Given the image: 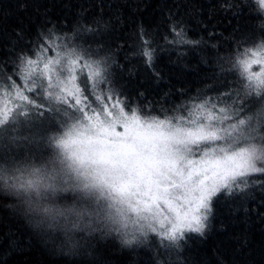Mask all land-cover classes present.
Returning <instances> with one entry per match:
<instances>
[{
	"label": "snow or ice",
	"instance_id": "obj_1",
	"mask_svg": "<svg viewBox=\"0 0 264 264\" xmlns=\"http://www.w3.org/2000/svg\"><path fill=\"white\" fill-rule=\"evenodd\" d=\"M129 6L135 18L121 11L105 20V7ZM95 7L84 24L48 16L0 45L4 147L47 157L0 163V200H22L50 221L75 217L77 231L103 215L105 239L149 264H197L191 245L227 231L225 220L264 227V0H214L213 13L249 23L210 48L202 34L220 35L198 0H167L152 23L146 0ZM202 52L208 58L189 68ZM165 53L194 79L166 77ZM141 66L154 91L130 88Z\"/></svg>",
	"mask_w": 264,
	"mask_h": 264
},
{
	"label": "trees",
	"instance_id": "obj_2",
	"mask_svg": "<svg viewBox=\"0 0 264 264\" xmlns=\"http://www.w3.org/2000/svg\"><path fill=\"white\" fill-rule=\"evenodd\" d=\"M19 2L20 0H0V45L5 42L13 43L14 33L19 30V26L25 29L29 26L39 27L43 18L48 16L60 17L62 24L64 21H71L72 26L77 23L84 24V20L80 18L98 13L100 10L95 6L101 0H27L26 9L18 7ZM124 2L125 0H104L106 5H122ZM168 2L171 4L173 0ZM175 2L179 3L180 0ZM213 2L214 0H198L201 18L212 15L218 29L217 35H220V41H214L207 33L202 34L203 39L208 41L209 48L212 43H223L234 29L238 30L249 23L242 17L232 19L230 14L222 10L218 14L213 13L210 8ZM146 3L147 10L143 13L145 22H158V13L167 0H146ZM71 5L77 7L72 8ZM103 11L105 20L109 14H119L121 11L125 17L135 18L138 14V10L131 6L125 9L105 7ZM171 11L175 12L177 9L173 8ZM179 11L187 19L184 10ZM164 12L167 14L168 9H164ZM191 14L196 17L191 21L195 29L200 22L199 14L196 11ZM73 16L77 19L74 20ZM208 26H212V21L208 22ZM196 33L193 38L200 39L198 29ZM202 58H208L207 54L202 52L196 58L189 56L188 67L195 68L197 59ZM211 59L215 61L216 57ZM172 60H176L175 55ZM129 68L134 71L135 65H129ZM159 69L173 82L194 79L190 73L175 66L168 59L167 53L159 62ZM136 87H143L150 92L157 88L151 74L142 66L136 70L130 83V88ZM46 159V156L36 150H6L4 146L0 147V163H41ZM11 204L12 206L7 200H0V264H149V256L143 252L137 254L122 251L118 241L105 239L109 232L104 218L98 221L94 219L92 227L88 228L85 227L88 219L86 217L81 224V230L77 231L72 228L75 217H70L67 224L63 217L58 222L50 221L37 214L22 200L12 199ZM225 223L228 224L227 231H214L206 241L197 240L191 245L193 260L197 264H264V227L256 223L243 224L228 220ZM50 224L52 227H49ZM90 232L91 236L88 235ZM58 250L69 253V258L74 260L69 261L68 258L57 255Z\"/></svg>",
	"mask_w": 264,
	"mask_h": 264
},
{
	"label": "rangeland",
	"instance_id": "obj_3",
	"mask_svg": "<svg viewBox=\"0 0 264 264\" xmlns=\"http://www.w3.org/2000/svg\"><path fill=\"white\" fill-rule=\"evenodd\" d=\"M254 68H256V66L254 65L253 66ZM258 70V69H257ZM3 107V105L2 104H0V108H2ZM6 143V141L4 140V138L2 137V136H0V147L1 146H4V144ZM12 150V149H11Z\"/></svg>",
	"mask_w": 264,
	"mask_h": 264
},
{
	"label": "clouds",
	"instance_id": "obj_4",
	"mask_svg": "<svg viewBox=\"0 0 264 264\" xmlns=\"http://www.w3.org/2000/svg\"><path fill=\"white\" fill-rule=\"evenodd\" d=\"M101 218H103V217H101Z\"/></svg>",
	"mask_w": 264,
	"mask_h": 264
}]
</instances>
